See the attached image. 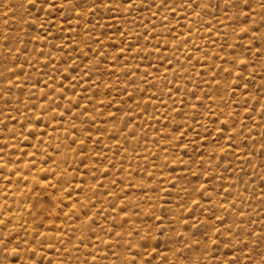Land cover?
<instances>
[{
    "label": "rangeland",
    "instance_id": "rangeland-1",
    "mask_svg": "<svg viewBox=\"0 0 264 264\" xmlns=\"http://www.w3.org/2000/svg\"><path fill=\"white\" fill-rule=\"evenodd\" d=\"M0 264H264V0H0Z\"/></svg>",
    "mask_w": 264,
    "mask_h": 264
}]
</instances>
